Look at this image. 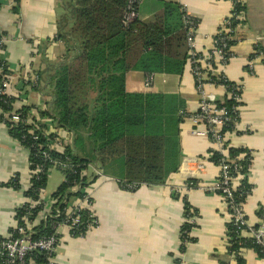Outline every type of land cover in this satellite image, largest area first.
Listing matches in <instances>:
<instances>
[{
  "label": "crops",
  "instance_id": "1",
  "mask_svg": "<svg viewBox=\"0 0 264 264\" xmlns=\"http://www.w3.org/2000/svg\"><path fill=\"white\" fill-rule=\"evenodd\" d=\"M242 1L246 15L243 41L233 47L234 57L225 74L229 80L243 85V102L239 110V135L230 136L228 143L230 148L251 152L252 165L246 179L251 193L242 211L249 227L264 228V0ZM64 2L19 0L16 12L13 11L14 0H0V39L5 40L1 56L4 68L0 74L9 80L16 102H25L26 108L39 104L49 107V79L65 54L64 44L58 40L60 23L65 15ZM164 2L184 8L197 20L199 50L209 46L221 20L230 11L226 0H143L138 7V21L150 23L162 11ZM255 39H258L263 56L256 61L254 73L250 75L246 64L251 41ZM30 74L40 78L37 90L24 82ZM149 76L151 84L146 86ZM124 84L128 94L180 98L183 108L179 113L192 114L198 108V96L187 65L181 76L130 71L124 76ZM213 95L216 102L223 98L221 90L213 91ZM178 128L180 165L164 184L141 186L130 191L120 185L121 160L111 162L105 169L95 164L88 167L89 195L98 226L82 238H70L68 234L61 236L56 264H175L176 259H180L181 264H222L226 260L229 264H237L234 256L228 253L230 215L224 199L201 189L182 191L184 182L191 178L196 177L203 186L214 183L218 167L209 159L203 161L213 146L208 139L191 134L190 121L182 120ZM58 129L67 146H73L74 134ZM84 147L86 153H90L89 146L85 144ZM77 151L82 153V148L77 147ZM196 159L205 165L200 174L195 172ZM183 165L185 168L181 169ZM30 172L29 152L11 137L0 110V184L10 182L15 176L20 186L19 190L0 187L1 239L6 238L15 226L16 212L26 202L24 191L28 189ZM44 190L41 194L46 199L56 191L46 195ZM183 198L198 216L195 228L190 232L194 242L189 243L180 255ZM239 253L243 264H264V255L259 256L252 249H241Z\"/></svg>",
  "mask_w": 264,
  "mask_h": 264
},
{
  "label": "trees",
  "instance_id": "2",
  "mask_svg": "<svg viewBox=\"0 0 264 264\" xmlns=\"http://www.w3.org/2000/svg\"><path fill=\"white\" fill-rule=\"evenodd\" d=\"M16 11L19 0H14ZM127 0H65V15L61 20L58 40L64 44L65 54L55 73L49 79L48 111L45 116L51 118L56 126L73 133V146H66L64 154L50 152L52 158H69L75 166V174H67L64 181L51 197L59 200L64 196L81 197V193L72 194L74 184L88 186V167L95 164L105 169L111 162L121 160L122 175L120 185L134 187L155 186L166 182L177 172L181 159L179 124L183 120V104L178 97L159 94H128L125 92L124 76L130 71L145 74H170L181 76L188 59L186 42L187 30L184 26L183 8L164 2L162 11L156 14L150 23L135 20L123 25ZM245 11V7L241 8ZM4 68V67H2ZM3 76V75H2ZM0 74V80L2 79ZM40 83V78H39ZM39 87V84H38ZM33 88V90H37ZM230 108V102L226 104ZM0 109L7 112L6 105L0 101ZM10 128V124H6ZM23 128L13 126L9 133L12 138L21 141ZM43 141L29 150L30 171L44 165L40 152L46 150ZM42 144V146H41ZM90 148L86 153L84 145ZM26 147L30 141L24 142ZM39 145L41 147H39ZM34 147V146H33ZM82 148V153L77 151ZM214 165L223 159L217 152H209ZM229 160H235L242 174L247 175L252 162L251 152L246 149L229 148ZM247 178L241 181V187L248 194L251 186ZM46 176H36L30 181V187L24 191V197L37 199L44 190ZM188 187L196 188L195 182ZM19 190L18 181L0 184V187ZM236 197L235 203L244 201ZM184 202V222L179 230V254H183L189 243H193L190 232L195 228L197 211ZM230 212V209H228ZM17 210L15 220L25 215ZM38 220L32 240L48 237L54 233L51 219ZM86 218V214L82 215ZM15 223V224H16ZM264 225V220L262 222ZM260 227H252L257 231ZM232 221L227 226L229 254L237 264H243L241 249H252L259 256L264 255V245L248 238ZM4 239L0 238V242ZM31 261V262H30ZM1 263V261H0ZM25 264H48L47 256L41 251H32L24 259ZM175 264H181L180 259ZM222 264H229L227 260Z\"/></svg>",
  "mask_w": 264,
  "mask_h": 264
},
{
  "label": "built area",
  "instance_id": "3",
  "mask_svg": "<svg viewBox=\"0 0 264 264\" xmlns=\"http://www.w3.org/2000/svg\"><path fill=\"white\" fill-rule=\"evenodd\" d=\"M143 0H127L125 13L123 15V25L127 27L138 19V7ZM230 5L229 13L219 24L216 34L211 38L207 48L199 50L197 45L196 28L197 20L184 12V26L187 30L186 42L189 49L186 65L189 68L190 75L193 79L194 90L198 96V108L196 112L189 114L181 112L183 120L190 121L193 126L191 134L200 138H206L213 146L211 152H217L223 159L216 166L218 174L211 186H203L195 178L188 179L182 185V191L186 192L191 189H201L208 194L221 196L227 208L230 209V221L238 229L242 226L248 227V231H242V234L248 238H255L256 243L264 245V228L254 231L246 224V218L243 214L242 207L248 197V193L240 186L241 181L248 177L252 162L248 167L247 175L241 172L239 165L235 160L242 159L243 156L229 160L227 151L229 146V137L239 135L240 108L243 102L244 87L241 83L229 80L225 74L226 67L234 57L233 47L243 41V29L245 27L246 15L241 8L244 6L242 0H226ZM251 51L246 64V70L250 75L254 73L256 61L263 56L259 47L258 39L251 41ZM5 40L0 39V71H2L3 60L1 56L4 51ZM26 83L31 88H37L39 77L30 74L25 78ZM151 84V77L146 79V86ZM221 90L223 98L216 102L213 91ZM16 96L11 92L9 80L2 78L0 80V101L6 108L7 112L2 111V119L5 124L9 123L10 128L15 126L22 127L23 135L21 141H18L28 152L36 147V143L42 140L46 150L40 152L44 165L36 167L30 172V181L36 176H46L53 170L62 173L64 181L67 180V174H75L74 165L69 158L56 157L52 158L50 152L64 154L66 141L59 133L55 122L45 116L48 108L44 104L35 107H28L21 102H16ZM230 102V108L226 103ZM1 110V109H0ZM8 127V129L10 130ZM30 141V146L26 147L24 142ZM34 146V147H33ZM39 145V147H41ZM211 158L209 154L205 160ZM202 160H195V172H203L205 165ZM186 162V161H185ZM184 165L181 169H184ZM100 175V172H96ZM18 181L14 176L11 182ZM195 182L196 188L188 187ZM126 189L132 190L134 187L125 186ZM70 193H81V197L64 196L59 200L52 197L46 199L39 193L37 199H26V202L19 208L26 214L23 215L18 223L10 230L8 236L0 242V264H25L24 259L32 251L44 252L47 256L48 264H56V250L60 244L61 236L68 234L70 238H82L92 229L98 226V219L93 212V205L89 195V185L81 187L74 184L70 188ZM236 197L245 199L235 203ZM38 213L37 217L44 222L50 221L54 233L48 237H41L32 240L34 228L38 225V220L33 214ZM86 214L83 219L82 215ZM196 217L189 219L194 222ZM31 262V261H30Z\"/></svg>",
  "mask_w": 264,
  "mask_h": 264
},
{
  "label": "rangeland",
  "instance_id": "4",
  "mask_svg": "<svg viewBox=\"0 0 264 264\" xmlns=\"http://www.w3.org/2000/svg\"><path fill=\"white\" fill-rule=\"evenodd\" d=\"M63 175L60 171L58 170H53L51 173L50 178L47 180V183L45 185V194L49 195L53 193L59 187V185L63 182Z\"/></svg>",
  "mask_w": 264,
  "mask_h": 264
}]
</instances>
